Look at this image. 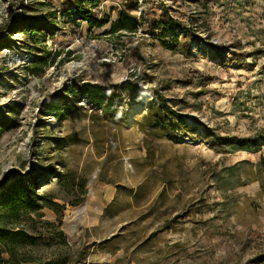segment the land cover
I'll return each mask as SVG.
<instances>
[{
	"label": "rangeland",
	"instance_id": "374dc122",
	"mask_svg": "<svg viewBox=\"0 0 264 264\" xmlns=\"http://www.w3.org/2000/svg\"><path fill=\"white\" fill-rule=\"evenodd\" d=\"M0 18L1 48L38 55L31 80L0 69V194L35 179L59 205L21 218L34 264H264V0H0ZM84 84L125 87L120 111Z\"/></svg>",
	"mask_w": 264,
	"mask_h": 264
},
{
	"label": "trees",
	"instance_id": "16d2710c",
	"mask_svg": "<svg viewBox=\"0 0 264 264\" xmlns=\"http://www.w3.org/2000/svg\"><path fill=\"white\" fill-rule=\"evenodd\" d=\"M81 6L82 4L78 2L75 11L81 19L85 18L84 20H87V13L81 9ZM125 21L126 18L121 16L120 20L112 26V31L127 30L133 32L134 26ZM89 23L94 27L99 25L98 22H93L92 20ZM179 26L178 23H173L172 26L167 24L164 30L174 35L176 28ZM236 47L239 48V45ZM37 62L38 60L29 69L32 75H35L32 68ZM192 75H194L193 79H195L197 74L192 73ZM200 79L204 86L208 85V78L201 77ZM124 88L120 89L116 85L104 87L98 84H84L81 88V95L87 105L100 110L104 117H109L120 111L121 93ZM159 97L160 105L165 107V100L161 96ZM48 107H50L49 113H52L61 110L62 106L52 103ZM166 109L171 115L176 117L174 112L170 109L168 110V108ZM179 126L180 129H184V122H180ZM242 143L244 146L253 147L255 139L238 141L236 144L240 145ZM260 166L264 167V159L261 160ZM34 181L35 179L31 184L29 183L25 186L21 179L14 178V181L6 185L0 194V264H34L35 260L27 256L26 252L35 245L38 238L33 235L35 230L31 226L22 224L21 218H27L25 221L32 222L33 218L30 216H34V218L41 217L39 211L47 208L56 212L59 208V205L53 202L51 196L33 194L31 190L35 187ZM5 255L7 258H4ZM86 255L87 253H78L76 261L84 259Z\"/></svg>",
	"mask_w": 264,
	"mask_h": 264
},
{
	"label": "built area",
	"instance_id": "2783aa9c",
	"mask_svg": "<svg viewBox=\"0 0 264 264\" xmlns=\"http://www.w3.org/2000/svg\"><path fill=\"white\" fill-rule=\"evenodd\" d=\"M18 13L21 15V10ZM12 39L14 42V36H12ZM37 56L34 50L28 49L15 55L14 58V45L8 48H0V69L4 70L3 75H7L6 78L11 84L14 83V76L18 80H31L34 77L27 70L37 60Z\"/></svg>",
	"mask_w": 264,
	"mask_h": 264
},
{
	"label": "bare ground",
	"instance_id": "6f19581e",
	"mask_svg": "<svg viewBox=\"0 0 264 264\" xmlns=\"http://www.w3.org/2000/svg\"><path fill=\"white\" fill-rule=\"evenodd\" d=\"M71 65V64H70ZM69 65V66H70ZM5 76H7L6 74H5ZM141 110H142V107L141 106H137L133 111H132V113L133 114H138V113H140L141 112Z\"/></svg>",
	"mask_w": 264,
	"mask_h": 264
},
{
	"label": "crops",
	"instance_id": "0c3cea01",
	"mask_svg": "<svg viewBox=\"0 0 264 264\" xmlns=\"http://www.w3.org/2000/svg\"><path fill=\"white\" fill-rule=\"evenodd\" d=\"M6 36H7V37H10V38H6V39H8V40L10 39V41L13 42V39H12L13 34H11V35H8V34H7ZM0 45H2V44L0 43Z\"/></svg>",
	"mask_w": 264,
	"mask_h": 264
}]
</instances>
